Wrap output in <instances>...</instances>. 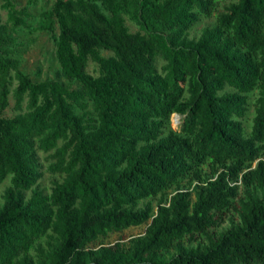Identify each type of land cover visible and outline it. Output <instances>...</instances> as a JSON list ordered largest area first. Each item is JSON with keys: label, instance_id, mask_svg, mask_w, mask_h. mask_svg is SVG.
<instances>
[{"label": "trees", "instance_id": "1", "mask_svg": "<svg viewBox=\"0 0 264 264\" xmlns=\"http://www.w3.org/2000/svg\"><path fill=\"white\" fill-rule=\"evenodd\" d=\"M213 3L53 0L40 26L56 25L55 57L75 87L19 69L0 21V264H264V0H229L188 39ZM4 6L10 24L25 25ZM37 150H51L59 175L48 191ZM239 184L257 191L236 200ZM227 210L238 221L215 232ZM142 223L125 241L90 245Z\"/></svg>", "mask_w": 264, "mask_h": 264}, {"label": "rangeland", "instance_id": "2", "mask_svg": "<svg viewBox=\"0 0 264 264\" xmlns=\"http://www.w3.org/2000/svg\"><path fill=\"white\" fill-rule=\"evenodd\" d=\"M16 9H19L20 14L24 20L25 25L15 24L12 25L7 20V9L4 6L5 0H0V21L5 22L9 26V31L12 35L11 54L17 59L18 67L24 73H26L33 81H40L44 79H56L61 81L67 87L77 86V81L66 79L59 70V66L55 57V36L57 34L56 25L52 29L43 28L42 19L40 16L41 11L48 9L53 0H10ZM123 8L131 9L133 0H117ZM229 0H214L213 7L208 15L200 14L199 19L187 30L186 37L196 39L200 34L204 26H212L215 23L216 15L223 7L228 4ZM125 24L129 30L133 31L137 29V24L129 18L127 14H124ZM102 54L107 55L109 52L106 50L100 51ZM159 64V62H158ZM86 70L91 74H96V65L93 61H88ZM14 83V81H13ZM257 96V89H253L247 93L246 98V110L242 119L244 134L247 135L252 123V117L254 115V99ZM12 98L9 96L8 105L3 109L2 114L9 116L15 111L12 108ZM24 104V102H23ZM180 120V114L172 112L168 118V127L177 129ZM49 151L37 150L35 153L36 161L39 163L38 171L39 176L36 180L39 187H42L45 191L49 190L51 180L59 178L56 173H51L48 170V165L51 161ZM254 161L251 166H253ZM204 171H208L207 165L202 166ZM9 183L8 177L0 181V203L1 193L3 188ZM181 187L188 185L186 179L180 181ZM257 191V187L249 185H238V195L236 200L243 195L244 191ZM142 199V201L147 200ZM156 197L150 198L152 206H155ZM235 200V201H236ZM221 222L216 225L213 230L215 232L226 229L231 223L238 221V217L235 212L227 210L222 215ZM144 224L131 225L123 228L119 231H111L106 236L98 237L94 242L90 243L91 246H95L99 243H110L116 239L125 241L129 236L140 233L143 230ZM194 244V242H191ZM29 252L33 249L29 248Z\"/></svg>", "mask_w": 264, "mask_h": 264}]
</instances>
